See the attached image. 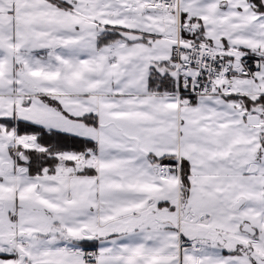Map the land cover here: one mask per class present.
<instances>
[{"label": "snow or ice", "instance_id": "1", "mask_svg": "<svg viewBox=\"0 0 264 264\" xmlns=\"http://www.w3.org/2000/svg\"><path fill=\"white\" fill-rule=\"evenodd\" d=\"M0 264H264V0H0Z\"/></svg>", "mask_w": 264, "mask_h": 264}]
</instances>
